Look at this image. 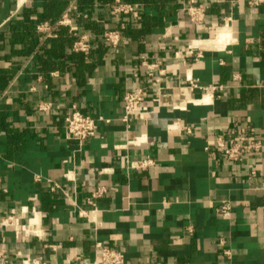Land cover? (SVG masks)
Listing matches in <instances>:
<instances>
[{
    "label": "crops",
    "instance_id": "crops-1",
    "mask_svg": "<svg viewBox=\"0 0 264 264\" xmlns=\"http://www.w3.org/2000/svg\"><path fill=\"white\" fill-rule=\"evenodd\" d=\"M65 1L59 18L66 13L75 33L60 26L56 52L46 39L62 42L58 32L39 34L26 56H13L18 45L1 31L23 6L40 10L43 0H0V220L12 210L15 223H26L20 207L33 206L43 232L15 236L0 227L7 264H20L17 252L45 264H93L95 239L122 251L125 264H264V149L231 163L205 147L244 124L264 141V5L213 0L192 24L183 0H126L138 4L141 20L107 46L100 35L119 18L108 14V2ZM228 15L220 33L230 40L208 45ZM82 34L86 53L72 48ZM143 61L160 75L150 91L164 90L158 105L145 100L144 119L126 126L121 97L145 84ZM71 104L97 126L80 147L62 124ZM136 137L141 142L128 143ZM144 158L152 165L129 167ZM97 186L105 192L95 199L93 224L78 209H90L85 199ZM222 199L232 206L227 219L215 211Z\"/></svg>",
    "mask_w": 264,
    "mask_h": 264
},
{
    "label": "built area",
    "instance_id": "built-area-1",
    "mask_svg": "<svg viewBox=\"0 0 264 264\" xmlns=\"http://www.w3.org/2000/svg\"><path fill=\"white\" fill-rule=\"evenodd\" d=\"M213 0H183L182 10L185 12L187 20L192 24L200 23L206 13L209 3ZM251 7H259L264 5V0H246ZM109 9L112 14L116 17L129 16L135 17L138 12V4L135 2L123 1V0H112L109 4ZM226 22L223 25L231 22L230 15L225 16L223 20ZM58 26H68L69 31H76L77 27L70 24V18L66 13H64L59 19L55 21L54 24L49 21H43L36 25V31L44 37H54L56 35V28ZM104 43L110 46H116L120 40V30L118 27L114 29L105 30L100 35ZM72 48L74 51H79L86 53L89 48V38L87 35L82 34L76 36V39L72 43ZM192 46H188L189 54L193 51ZM199 56V53L196 55ZM146 69V82L143 86H139L133 90L126 91L122 94V113L120 115V120L125 123L126 126L129 125L130 121L134 118L144 119L145 116L150 112L149 108L145 105V100H149L155 105L159 104V97L163 92L164 88L159 86L154 91H150V83H160V75H155L153 70L155 65L148 64L143 61ZM234 79L237 78L235 75ZM191 88L196 87V84L188 77ZM205 90V88H204ZM203 97L201 98L202 101ZM203 102V101H202ZM49 103H42L38 105V109L46 110ZM64 133L67 139H71L76 142L78 147L82 146L83 142L92 137L97 129L95 119L85 113H83L76 104H71L66 113L64 114L62 120ZM168 129L176 130L178 126L174 123L167 125ZM184 129L189 133V127H184ZM141 142V137H136L131 141L130 144H136ZM206 148L211 147L221 152L223 157L231 163H241L243 161L244 155L249 152L258 153L264 149V141L255 134L252 133L249 126L244 124L240 126L237 130L230 131L229 139H226L222 134L216 135L212 140L207 141ZM152 165V160L149 158L137 159L129 163V167L133 169H146ZM105 169H101L103 172ZM66 176V175H65ZM59 188V186L54 183L50 190ZM105 192L104 186H97L90 194L86 197V204L89 205L90 209H78V215L85 217L90 223H96V207L95 199L100 197ZM232 206L229 200H220L215 211L220 218L227 219L230 217ZM37 209L31 206L29 209L27 206L20 207V214L22 217L28 214L26 223L17 224L14 221V211L5 216L0 220V227L5 231H12L15 236H18L19 232H22L26 237L34 236L41 237L42 230L38 228L39 220L37 218ZM37 218V221L31 223V220ZM31 227V230H29ZM222 243V241H220ZM54 248L53 245H50ZM92 249L94 253L93 264H125L124 255L122 251L103 243L99 239H95L92 244ZM226 255H229L228 250H223ZM16 257L18 258L20 264H45V262L38 259L29 257L28 255H22L17 252ZM8 259L4 249L0 248V264H7Z\"/></svg>",
    "mask_w": 264,
    "mask_h": 264
},
{
    "label": "trees",
    "instance_id": "trees-1",
    "mask_svg": "<svg viewBox=\"0 0 264 264\" xmlns=\"http://www.w3.org/2000/svg\"><path fill=\"white\" fill-rule=\"evenodd\" d=\"M111 1L112 0H105V2H108V4ZM145 1L153 3L157 0ZM82 3L83 5L92 4L91 0H84V2ZM65 6V0H43V6L40 10L36 7H32L29 9L26 6H23L19 11V15H17V17H14L11 21L8 22L7 30L1 31L2 38L6 37L8 39V42H10L11 44L18 45V47H12V49L10 50V55L26 56L36 46L37 39L40 36L39 33L36 31V25L43 21H49L50 23L54 24L55 21L61 15ZM107 12L111 17H113V14L110 9H108ZM32 14L35 15V19L31 18ZM141 16L142 11L140 10H138L137 15L135 17L120 16L117 21L120 32L123 33L125 30L133 29V25L141 20ZM58 27L56 28V32H58L56 39L62 40V42H54L53 38H47L46 43H52L49 46L51 49L50 54L56 52L57 49H59L57 44H61V46L63 44V36L61 34L59 35L60 29H58ZM39 56L42 57L43 54L40 53ZM71 57L81 60V57L78 55H72ZM9 58L10 56L8 57V59Z\"/></svg>",
    "mask_w": 264,
    "mask_h": 264
},
{
    "label": "bare ground",
    "instance_id": "bare-ground-1",
    "mask_svg": "<svg viewBox=\"0 0 264 264\" xmlns=\"http://www.w3.org/2000/svg\"><path fill=\"white\" fill-rule=\"evenodd\" d=\"M22 2V1H21ZM230 36V35H229ZM229 36H228V34L225 32L224 34L223 33H219L218 34V37L215 39V40H213V41H209V43H208V45H220L223 41H226L227 43H228V38H229ZM227 39V40H226ZM229 40H230V38H229ZM197 43V42H196ZM195 43V44H196ZM199 43V42H198ZM201 43H202V41H201ZM205 43V42H204ZM225 43V42H224ZM223 44V43H222ZM194 45V44H193ZM223 46H224V44H223ZM219 48V46H215V48ZM37 221V218L35 217L34 219H32L31 220V223H34V222H36ZM29 230H31V227H30V229Z\"/></svg>",
    "mask_w": 264,
    "mask_h": 264
},
{
    "label": "rangeland",
    "instance_id": "rangeland-1",
    "mask_svg": "<svg viewBox=\"0 0 264 264\" xmlns=\"http://www.w3.org/2000/svg\"><path fill=\"white\" fill-rule=\"evenodd\" d=\"M230 18H232L231 16H230ZM226 22V19L225 20H223V24ZM224 26H227V25H222L221 27H219L218 29H217V31L216 32H218V33H220L223 29V27ZM197 49H200V48H197Z\"/></svg>",
    "mask_w": 264,
    "mask_h": 264
}]
</instances>
